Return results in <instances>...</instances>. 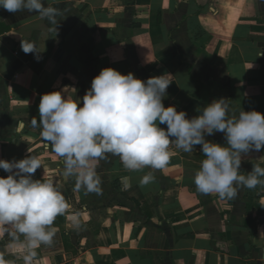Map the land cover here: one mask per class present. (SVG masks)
<instances>
[{
	"label": "crops",
	"instance_id": "crops-1",
	"mask_svg": "<svg viewBox=\"0 0 264 264\" xmlns=\"http://www.w3.org/2000/svg\"><path fill=\"white\" fill-rule=\"evenodd\" d=\"M44 2L63 13L56 29L36 12L0 8V159L37 156L42 167L33 178L52 179L70 205L32 264H264V187L241 188L233 201L199 193L201 145L172 147L163 169L129 171L108 154L96 164L100 192H87L75 189L76 177L64 175L42 128L31 126L39 124L43 94L82 101L107 67L145 81L170 74L164 106L188 118L220 98L230 115L264 114V0ZM205 138L226 144L222 132ZM255 164L264 166V148L242 157L241 174ZM149 173L152 182L142 186ZM8 174L0 169V177ZM5 227L0 253L8 264H24V237Z\"/></svg>",
	"mask_w": 264,
	"mask_h": 264
},
{
	"label": "clouds",
	"instance_id": "clouds-1",
	"mask_svg": "<svg viewBox=\"0 0 264 264\" xmlns=\"http://www.w3.org/2000/svg\"><path fill=\"white\" fill-rule=\"evenodd\" d=\"M0 8L11 13L36 12L51 25L59 24L62 11L45 6L44 0H0ZM28 54L39 53L32 44L22 43ZM264 55V51L260 53ZM170 74L141 80L133 73L121 74L107 67L91 81L82 101L69 99L60 91L45 93L39 102L41 136L54 153L62 158L64 175L75 176V189L100 192L101 178L96 164L108 154L118 156L125 169H163L175 147L191 152L201 145L205 159L194 176L199 193L218 194L220 199L234 200L241 188L264 187V166L253 165L241 174L242 157L264 148V114L242 110L232 112L227 99L211 101L192 118L175 106L165 107L163 99L172 83ZM82 103V106H80ZM166 125V128L160 125ZM22 126V125H20ZM224 133L226 144L213 143L205 137ZM42 164L35 155L20 160L0 159V169L9 173L0 177V231L14 229L12 235L24 237L27 253L24 264H32L40 245H50L55 235L53 225L65 215L70 205L52 179H34ZM151 173L140 184L152 182ZM130 185L126 184L125 187ZM68 219L77 222V216ZM0 264H8L0 253Z\"/></svg>",
	"mask_w": 264,
	"mask_h": 264
},
{
	"label": "trees",
	"instance_id": "trees-1",
	"mask_svg": "<svg viewBox=\"0 0 264 264\" xmlns=\"http://www.w3.org/2000/svg\"><path fill=\"white\" fill-rule=\"evenodd\" d=\"M66 248H68V247H66ZM69 249V248H68Z\"/></svg>",
	"mask_w": 264,
	"mask_h": 264
}]
</instances>
